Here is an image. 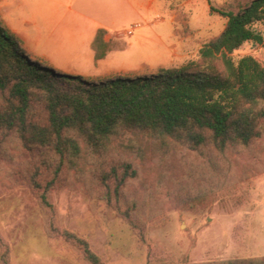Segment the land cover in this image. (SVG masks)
Segmentation results:
<instances>
[{
    "label": "rangeland",
    "instance_id": "obj_1",
    "mask_svg": "<svg viewBox=\"0 0 264 264\" xmlns=\"http://www.w3.org/2000/svg\"><path fill=\"white\" fill-rule=\"evenodd\" d=\"M246 1L130 0L137 12L117 16L107 29L114 32V43L100 65L85 52L72 53L79 49L73 28L44 29L26 50L56 72L94 81L116 74L150 76L169 68L185 71L187 62L198 61L199 48L225 28L227 19L210 12L209 6L237 11ZM94 5L99 16L108 6L106 0ZM173 14L176 19L170 22ZM253 27L262 34V42L247 41L232 57L252 55L264 67V21ZM175 47L178 57L173 56ZM108 69L114 72L108 74ZM8 147L9 155L0 159V238L8 248V264H90L78 247L51 231L50 219L59 230L86 239L105 264H202L264 257V141L252 149L233 150L226 158L228 175L222 172L219 179L214 173L210 200L190 209L175 194V184L191 175L189 168L205 165L201 156L179 146L167 151L131 132L118 138L113 156L132 160L139 169L125 192L146 208L143 238L100 197L90 172L95 157L70 171L68 182L50 190L51 211L27 178L36 155L23 152L16 143ZM211 157L216 161V156ZM192 178L185 182L192 189L204 185L198 173Z\"/></svg>",
    "mask_w": 264,
    "mask_h": 264
},
{
    "label": "trees",
    "instance_id": "obj_2",
    "mask_svg": "<svg viewBox=\"0 0 264 264\" xmlns=\"http://www.w3.org/2000/svg\"><path fill=\"white\" fill-rule=\"evenodd\" d=\"M209 11L227 19L225 28L199 48L198 61L187 62L185 71L169 68L132 78L116 74L100 81L43 66L0 16V159L9 155L11 143L35 154L27 178L51 210L50 190L68 182L70 171L95 157L90 172L100 197L143 238L146 208L125 192L139 169L132 160L113 156L115 141L131 132L167 151L179 146L201 156L205 165L198 163L189 168V177L172 183L188 208L207 203L215 192L214 173L219 179L222 172L228 175L226 158L264 141V67L252 55L232 57L245 42H262L253 25L264 21V0H247L237 11L210 5ZM105 33L99 28L92 41L95 62L109 50ZM196 173L204 185L192 189L185 182ZM49 228L78 247L90 264H105L86 239L59 230L51 219ZM0 249L1 264H8V248L1 238ZM202 264H264V257Z\"/></svg>",
    "mask_w": 264,
    "mask_h": 264
},
{
    "label": "crops",
    "instance_id": "obj_3",
    "mask_svg": "<svg viewBox=\"0 0 264 264\" xmlns=\"http://www.w3.org/2000/svg\"><path fill=\"white\" fill-rule=\"evenodd\" d=\"M106 1L108 6L104 14L99 16L97 6L94 5L96 0H0V16L9 30L23 41L25 49L32 40L36 42L39 40L44 29L60 26L76 29L77 37L74 38L79 49L72 53L79 55L85 52L87 58L92 60H94L92 41L96 31L103 28L106 30L104 40L109 43V50L97 61L100 65L106 60L114 43V32L107 29L111 28L110 25L117 16L123 18L126 14L137 12L130 0ZM175 19L176 15L173 14L169 21L174 22ZM178 48H174L175 57H178ZM106 72L111 74L114 69H108Z\"/></svg>",
    "mask_w": 264,
    "mask_h": 264
},
{
    "label": "built area",
    "instance_id": "obj_4",
    "mask_svg": "<svg viewBox=\"0 0 264 264\" xmlns=\"http://www.w3.org/2000/svg\"><path fill=\"white\" fill-rule=\"evenodd\" d=\"M132 28H133V26H132Z\"/></svg>",
    "mask_w": 264,
    "mask_h": 264
}]
</instances>
